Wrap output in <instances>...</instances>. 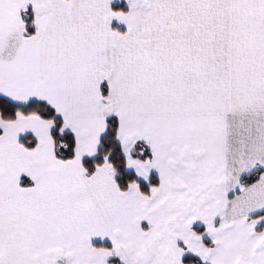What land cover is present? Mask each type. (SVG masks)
<instances>
[{
  "label": "snow or ice",
  "instance_id": "1",
  "mask_svg": "<svg viewBox=\"0 0 264 264\" xmlns=\"http://www.w3.org/2000/svg\"><path fill=\"white\" fill-rule=\"evenodd\" d=\"M0 264H264V0H0Z\"/></svg>",
  "mask_w": 264,
  "mask_h": 264
}]
</instances>
